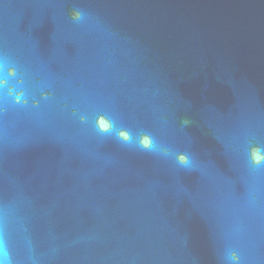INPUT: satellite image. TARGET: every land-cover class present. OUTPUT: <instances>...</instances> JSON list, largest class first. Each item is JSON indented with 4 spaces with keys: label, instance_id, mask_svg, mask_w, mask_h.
Returning <instances> with one entry per match:
<instances>
[{
    "label": "water",
    "instance_id": "water-1",
    "mask_svg": "<svg viewBox=\"0 0 264 264\" xmlns=\"http://www.w3.org/2000/svg\"><path fill=\"white\" fill-rule=\"evenodd\" d=\"M0 59L2 264H264V0H0Z\"/></svg>",
    "mask_w": 264,
    "mask_h": 264
},
{
    "label": "clouds",
    "instance_id": "clouds-1",
    "mask_svg": "<svg viewBox=\"0 0 264 264\" xmlns=\"http://www.w3.org/2000/svg\"><path fill=\"white\" fill-rule=\"evenodd\" d=\"M84 16V13L80 10H73L71 12V19L73 21H80ZM7 61L0 59V88H3L8 84L6 77H14L17 74L15 66H7ZM7 66V72L5 75V67ZM11 94V92H9ZM24 95L23 91L16 94V101H20V97ZM45 98L49 93H43ZM38 102L34 101V104ZM83 121V117H81ZM94 127L100 134L114 135L115 138L125 145H135L139 149L147 152L162 153L164 156L170 155L169 149L159 145L153 135L148 132H140L134 134L130 129L126 127H117L113 119L108 115H98L95 118ZM251 163L253 165H260L264 161V155L256 154L255 150L250 153ZM175 161L181 166H189L191 163L190 155L186 152H176ZM227 258L233 262V264H239L240 257L235 251H231L227 254ZM2 264V262H0Z\"/></svg>",
    "mask_w": 264,
    "mask_h": 264
}]
</instances>
